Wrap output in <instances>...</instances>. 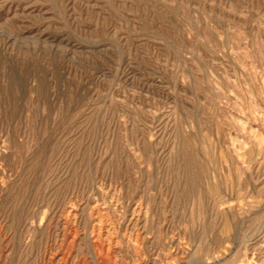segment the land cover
I'll use <instances>...</instances> for the list:
<instances>
[{
    "label": "rangeland",
    "instance_id": "rangeland-1",
    "mask_svg": "<svg viewBox=\"0 0 264 264\" xmlns=\"http://www.w3.org/2000/svg\"><path fill=\"white\" fill-rule=\"evenodd\" d=\"M72 217L86 264L92 220L121 222L116 264H245L264 0H0V264H41Z\"/></svg>",
    "mask_w": 264,
    "mask_h": 264
},
{
    "label": "bare ground",
    "instance_id": "bare-ground-1",
    "mask_svg": "<svg viewBox=\"0 0 264 264\" xmlns=\"http://www.w3.org/2000/svg\"><path fill=\"white\" fill-rule=\"evenodd\" d=\"M104 206L105 205H103V207ZM74 211L75 209L72 206L69 213L73 212L72 214H75ZM72 214H68V215L70 216ZM72 218L73 220L63 221V229H62L63 239H62L60 249H58L57 252L51 253L48 259L42 262L41 264H86V261L84 259L75 258L73 260V257H72V253H73L72 249H73L76 239L79 236V232H78L79 220H74V217ZM120 225H121V222L116 223V222H112L109 220H92L91 221L89 233L92 239L93 247L96 251L98 264H116L117 263L116 252L118 249L122 247L121 241L124 238H127L125 237L126 234L120 235L118 233ZM142 233L143 232L141 231V228L139 227L135 233L133 234L129 233L128 239L132 240V238H134L136 240L134 242L135 247L138 246L137 240L140 239V237L142 236ZM258 238H262V241H263V243H261L259 247L256 246V244L258 243V240H257ZM257 239L253 237L251 238L252 242L245 244V248L249 250V253L242 254L241 246L239 244L240 249L237 251V254H239L240 256L239 260L241 262H244L245 264H253L254 262L256 264H264V231L262 234H260L259 237H257ZM255 254L259 255L258 261L255 259ZM241 256H244V257L242 258ZM143 260H144V257L140 259V261H143ZM230 261L231 259L227 260V263Z\"/></svg>",
    "mask_w": 264,
    "mask_h": 264
}]
</instances>
